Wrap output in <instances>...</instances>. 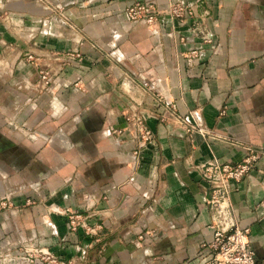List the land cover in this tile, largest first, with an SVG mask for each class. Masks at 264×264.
I'll use <instances>...</instances> for the list:
<instances>
[{
    "label": "crops",
    "instance_id": "0c3cea01",
    "mask_svg": "<svg viewBox=\"0 0 264 264\" xmlns=\"http://www.w3.org/2000/svg\"><path fill=\"white\" fill-rule=\"evenodd\" d=\"M142 1L1 0L0 264H30L14 255L23 250L68 264H195L212 237L197 166L264 148V0H202L208 44L167 14L175 0H152L151 25L128 21L124 8ZM167 103L206 133L161 119ZM230 202L264 261V155Z\"/></svg>",
    "mask_w": 264,
    "mask_h": 264
},
{
    "label": "built area",
    "instance_id": "2783aa9c",
    "mask_svg": "<svg viewBox=\"0 0 264 264\" xmlns=\"http://www.w3.org/2000/svg\"><path fill=\"white\" fill-rule=\"evenodd\" d=\"M1 2V0H0ZM202 0H175L166 8L167 14L176 19L178 24L186 26L189 32L196 34L201 43L208 44L212 41L210 33L203 26L201 19L196 13V8ZM124 16L130 22H144L153 24L158 14L154 1L147 0L135 2L124 8ZM60 15L64 16L63 12ZM203 50L202 46L192 48L186 53L189 62H197ZM39 83L46 86L51 82L52 76L49 71L39 72ZM168 116L175 117L178 122L186 126V131L198 130L206 133L202 128L189 124L187 120L175 112V105L167 103L163 106L161 119ZM131 124L139 132L143 141L152 138V131L141 121L131 119ZM244 155L238 162L228 163L218 160H207L197 166L200 178L205 181L209 190L208 203L212 209L211 222L212 237L200 245V255L195 264H264L255 254V250L249 239V229L240 228L233 219L230 191L233 182H239L255 166L258 159L264 155V148H256L252 145H244ZM77 222L70 219L69 229L74 230ZM39 258L25 253L16 252L21 260L30 264H68L59 261L48 252L39 250Z\"/></svg>",
    "mask_w": 264,
    "mask_h": 264
},
{
    "label": "rangeland",
    "instance_id": "374dc122",
    "mask_svg": "<svg viewBox=\"0 0 264 264\" xmlns=\"http://www.w3.org/2000/svg\"><path fill=\"white\" fill-rule=\"evenodd\" d=\"M18 258H20V255H17V259ZM0 260L3 261V262H7L6 260H8V256H6V255H5V257L4 256H1L0 257Z\"/></svg>",
    "mask_w": 264,
    "mask_h": 264
}]
</instances>
